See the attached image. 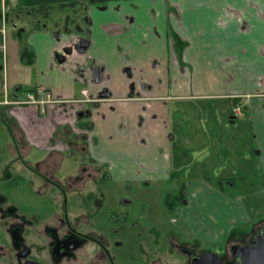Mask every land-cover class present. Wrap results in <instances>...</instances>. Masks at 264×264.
Wrapping results in <instances>:
<instances>
[{
  "label": "crops",
  "instance_id": "1",
  "mask_svg": "<svg viewBox=\"0 0 264 264\" xmlns=\"http://www.w3.org/2000/svg\"><path fill=\"white\" fill-rule=\"evenodd\" d=\"M47 26L30 36L38 77L26 91L45 87L56 103L11 112L28 155L70 151L77 146L73 139L83 137L78 149L83 146L114 184L185 179L190 198L205 209L201 217L215 222L201 229L205 221L186 220L204 241L222 240L220 219L236 215L243 223V200L210 188L207 169L197 164L225 184L264 179V0H110L89 4L81 18H56ZM82 41L84 49H77ZM56 55L65 57L63 66ZM192 101L204 105L186 109ZM180 112L185 119L175 118ZM210 120L213 129H226L214 143L205 131ZM86 122L89 130L77 127ZM233 224L229 219L231 247L241 242Z\"/></svg>",
  "mask_w": 264,
  "mask_h": 264
},
{
  "label": "flooded vegetation",
  "instance_id": "2",
  "mask_svg": "<svg viewBox=\"0 0 264 264\" xmlns=\"http://www.w3.org/2000/svg\"><path fill=\"white\" fill-rule=\"evenodd\" d=\"M79 1L81 0L54 3L56 6H63V8L71 6L70 9L75 10L73 9L74 5H81ZM109 1L84 0L83 5L85 7L89 4L104 5ZM10 2L15 3L16 0H3V4L6 5ZM54 3L51 4L47 0L37 2L36 6L31 8L35 21L37 18L43 17L45 14L43 9H50ZM56 6L54 8H58ZM8 9L11 10L12 7H7ZM28 9L29 6H22L17 11ZM17 14L13 13L11 18L14 23L13 31L19 34L22 30L21 28L16 29L18 25L15 21L19 19ZM73 16L64 19L80 18ZM44 20L46 21L45 25L38 23L39 28H35L33 32L48 27L47 23L52 20V17L44 16ZM78 22L80 21L78 20ZM34 25L32 24V26ZM0 29L4 30V33L0 34V56H2L5 51V39L9 33L7 17L0 19ZM84 45L85 41H82L76 48L83 50ZM56 59L59 65L65 64L64 56L56 55ZM3 70V67L0 66V75ZM98 72L99 69H94L93 80L98 78ZM39 89H43L46 94L50 95V99L46 95L45 97L38 95ZM80 92L82 96L88 98L86 88L83 87ZM29 94L34 95L38 103L30 104ZM24 95L25 99H19L15 96L14 90H9L6 83L3 84L0 79V123L3 124L5 133L11 139V145L4 147L0 154V264H140L137 260L131 262L126 260L128 237L132 238L130 249L141 246L144 237L153 240L152 242H155L154 238L159 236L158 240H160L162 237L161 242H164L165 249L177 247V250L186 256L187 264H190L192 255L200 256L204 253H198L191 245L176 244L174 232L168 227L166 229L157 226L143 227L141 222L146 218L134 208L131 209V206H128L130 201L121 195L112 196L104 192L96 193V195L93 193L82 194L84 184L86 186L83 177L68 178L65 184L61 183L53 177L58 170V162L55 161V157L59 155L58 152L47 151L49 155L34 165L27 162L25 160L27 150L24 132L11 112L14 108L48 105L56 103V101H53L51 91L45 87L25 91ZM103 96L107 95L102 94ZM77 127L81 130H89L91 125L86 122L85 124L79 123ZM15 165L23 166L29 173L34 172L39 176L38 180L32 179L25 185L26 193L20 189L19 194H14L16 188H14L15 183L12 180L15 174L14 170H16ZM86 169L83 168V171ZM19 173L22 172L18 171L17 176L22 177ZM92 182L94 186H97L98 180H92ZM106 183L113 184L111 181H106ZM106 183L103 182V186L106 187ZM70 192L78 193L80 196L77 197L78 200L74 199L73 201L74 203L76 200L75 209L71 212L74 224L69 212L68 194ZM47 193L49 198L45 199L42 194ZM127 207H130V210ZM128 223H131L135 229L128 232ZM263 226L264 223L261 226H256L253 232L248 234L237 246L249 245L251 250L260 248L264 237ZM143 228H146L144 232ZM232 248L233 246L230 257L223 256L221 258L224 263L235 261V253Z\"/></svg>",
  "mask_w": 264,
  "mask_h": 264
},
{
  "label": "rangeland",
  "instance_id": "3",
  "mask_svg": "<svg viewBox=\"0 0 264 264\" xmlns=\"http://www.w3.org/2000/svg\"><path fill=\"white\" fill-rule=\"evenodd\" d=\"M41 1V0H39ZM38 0H16L15 3L3 4V0H0V19L7 17L8 19V37L5 39V51L3 55L0 56V66L3 67V72L0 75V79L3 84L6 83L7 86L10 87L11 90H18V95L22 96L27 89L33 88L37 83L38 71L35 68V61L33 55L31 54V47L29 46L30 36L33 33L34 29H38V23L45 25L46 21L44 20V16L56 18H65V17H82L85 14V6L84 0L79 1L81 5H75V10L66 9L65 11L54 8L43 9L45 13L43 17L35 19L32 16L31 8L36 6ZM50 1L51 4L54 2H65L66 0H47ZM48 5H50L48 3ZM29 6L28 10L17 11L19 7ZM7 7L12 9H8ZM57 7V6H56ZM13 8H15L13 10ZM13 13H18L19 17L18 21H15L18 25L16 29L21 28L22 31L19 34L15 33L13 30V21L12 15ZM73 13V14H72ZM77 13V14H76ZM76 14V15H75ZM32 24H35L32 26ZM50 27V26H49ZM51 30V27L49 28ZM63 66V65H62ZM5 82V83H4ZM188 109L190 106L192 108H200L204 105L202 101H192L188 103ZM188 113V112H187ZM184 118L185 114L180 112L175 115V118ZM205 124V123H204ZM203 124V126H204ZM194 122L188 124L186 130L192 129L194 126ZM212 121L210 120L207 125V129L205 130L207 133V138H210V142L214 143L216 139H219L225 136L226 129L222 128L219 124L218 127L212 128ZM0 154L4 147L11 145V139L5 133V128L3 124L0 123ZM230 129L227 130L226 135H229ZM212 139V140H211ZM86 139L83 137H79L77 140L74 139V142H77V146L86 143ZM68 143H66L67 145ZM75 146L71 147L70 151H65L59 153L57 157H55V161L58 162V170L54 173L53 177L59 180L61 183L65 184L68 178H77L83 177L86 182V186L84 184V190L81 192L82 194L104 192L107 195H121L123 198L130 201L128 206H131V209L134 208L137 212L141 213L146 220L141 222L143 227L148 226H157L158 228L166 229L170 228L174 232V238L176 244H184L191 245L198 253L203 252H215L221 258L223 256L230 257L231 253V245L227 246L231 231H229V227L227 226V222L229 219L234 221V227L237 228V232L235 235H238V238L241 241L249 234H251L256 226H261L264 223V179L259 178L258 176L255 179L246 180V179H233L228 183H223V181L218 180L212 175L211 170L207 167H201L200 163L197 166L201 168L202 172H205L207 169L206 181L209 184V187L212 189H216L217 191L222 192L226 197L230 198V200H236L241 198L243 200V207L247 210V216L242 221L233 215L231 218L220 219L217 227L219 231H221L222 240L217 244H211L199 236H195L194 232H198L199 228L195 231H192L188 228L187 219L189 218L192 221L201 222L205 221L204 226L201 229L212 224L215 226V222L212 218L201 217L204 213L203 208L199 207L196 202V198H190V193L193 191L191 185L185 186V200L184 202H180V189H181V181L183 182L185 179L179 180L175 184H158L152 185L150 187L144 186L142 184H108L106 181H110L108 177L105 175V170L96 167L89 159V156L82 148L78 149ZM26 161L34 165L36 162L43 160L45 157L49 155L48 152L38 151L33 149L30 154L26 153ZM1 158V157H0ZM212 159L222 160V156H217L212 154ZM231 169V166H228ZM253 167V166H252ZM14 170L15 174L12 182H14L16 191L14 194H19L21 191L26 193L24 190L25 185L30 182L32 179H39V176L29 171L23 167L15 165ZM83 168H87L86 171H83ZM252 169V168H251ZM19 173L22 177H18L16 173ZM255 173L258 172L257 168H254ZM24 174V175H23ZM190 178V177H189ZM193 177H191L192 179ZM190 179V180H191ZM92 180L97 181V186L93 185ZM106 180V181H105ZM103 182L106 183V187L103 186ZM190 183V182H189ZM192 184V181H191ZM20 189H22L20 191ZM45 199L49 198V194H42ZM171 196L175 209L169 210L165 205L166 197ZM42 197V198H43ZM80 197L78 193L70 192L68 194L69 200V212L71 217V212L75 209V202ZM75 202L73 203V201ZM130 210V207H127ZM185 214V219L181 217L182 214ZM73 216V215H72ZM149 221H148V220ZM72 223L74 224V219L71 217ZM131 223L127 224L128 232L134 230ZM146 228H143V232ZM157 238H154L155 242H152L151 239H147L144 237L143 244L139 247H135L130 249V245L132 243V238L128 237L126 240L127 246V262H131L132 260L139 261L140 264H187L186 256L177 250V247H170L167 250L165 249L164 242H161ZM147 240H149L147 242ZM163 241V239H162Z\"/></svg>",
  "mask_w": 264,
  "mask_h": 264
},
{
  "label": "water",
  "instance_id": "4",
  "mask_svg": "<svg viewBox=\"0 0 264 264\" xmlns=\"http://www.w3.org/2000/svg\"><path fill=\"white\" fill-rule=\"evenodd\" d=\"M264 236V226H263ZM260 248L251 250L250 246H233L235 261L224 263L215 252H204L202 255H192L190 264H264V237Z\"/></svg>",
  "mask_w": 264,
  "mask_h": 264
},
{
  "label": "built area",
  "instance_id": "5",
  "mask_svg": "<svg viewBox=\"0 0 264 264\" xmlns=\"http://www.w3.org/2000/svg\"><path fill=\"white\" fill-rule=\"evenodd\" d=\"M1 33H4V30H1V29H0V34H1ZM37 93H38V95H40V96H44V97H45V95H46L47 98L50 99V95L46 94L45 91H44L43 89H39V90L37 91ZM28 99H29V103H30V104H31V103H38V101L35 99V96H34V95L29 94V95H28ZM234 113H235L236 115L240 114V113H241V108L238 107V108L234 109Z\"/></svg>",
  "mask_w": 264,
  "mask_h": 264
},
{
  "label": "trees",
  "instance_id": "6",
  "mask_svg": "<svg viewBox=\"0 0 264 264\" xmlns=\"http://www.w3.org/2000/svg\"><path fill=\"white\" fill-rule=\"evenodd\" d=\"M184 195H185V185H182L181 189H180V198H179L180 202H184V200H185ZM165 205L169 210L175 209L174 202H173L171 196L166 197Z\"/></svg>",
  "mask_w": 264,
  "mask_h": 264
}]
</instances>
